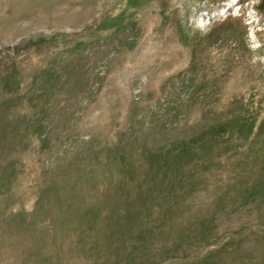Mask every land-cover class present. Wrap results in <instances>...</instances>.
Wrapping results in <instances>:
<instances>
[{"label":"rangeland","instance_id":"obj_1","mask_svg":"<svg viewBox=\"0 0 264 264\" xmlns=\"http://www.w3.org/2000/svg\"><path fill=\"white\" fill-rule=\"evenodd\" d=\"M206 125L264 155V0H0V264H264V180L210 207L118 185L115 154L172 170Z\"/></svg>","mask_w":264,"mask_h":264},{"label":"trees","instance_id":"obj_2","mask_svg":"<svg viewBox=\"0 0 264 264\" xmlns=\"http://www.w3.org/2000/svg\"><path fill=\"white\" fill-rule=\"evenodd\" d=\"M141 123L143 124V121ZM206 127L203 129L207 132L204 135L202 134L204 145H199L197 149L193 143L188 144L190 149L194 152L199 153L201 149V153H204L207 167L203 173H196L197 170L184 173L182 167H177L178 163L176 162L178 160L182 161L180 156L186 155L185 149L188 147L186 146V143L182 142L180 144L179 142H176L175 148L173 147V144L169 145L170 143L167 142L168 146L174 148V150L165 151L167 153L163 150L164 146L167 145H162L161 148H158L157 150V155L160 154V157L163 158V160L169 159V162H165L164 164L168 165L172 170L161 169L158 171V168H151L148 166L147 158H149V148L148 145L145 144L143 146L139 144L141 147L135 151L127 152L129 153L128 155L120 156V154H115V161L118 159V162H121L123 159V169L121 170L122 179L121 181L118 180V185H126L129 189L126 194L123 195L129 196L136 194L141 198H144L159 194L158 197H160L162 194L168 192V195L162 197L163 199L172 196V190L176 191L173 192L176 193L174 196H177L178 194L187 195L196 191H203V193L209 191L221 192L220 194L225 192L226 195L228 194L227 198L219 197L213 201L206 200L202 202L210 207L211 205L225 206L226 201L235 200L242 191L248 192L250 189H255V183L264 180V157L260 160L256 158L253 159V161H247L248 156L251 155L249 148H246L243 144H233L232 146L228 141L229 139L226 140V137L233 140L232 138L236 134L242 135V130L224 128L216 131L215 128L210 129V126ZM138 132L140 131H134L137 138L139 137L137 134ZM163 138H166L165 135L161 139ZM164 141L166 142L168 140L164 139ZM182 149L183 151L181 152ZM146 153L147 155H145ZM119 157L122 159H119ZM112 192L113 190H110L104 198H106L107 195H120L111 194ZM251 192L252 191L250 190L249 193ZM242 199L244 200L246 198L243 197ZM150 202L156 203L157 200H152ZM116 210V214L112 215L108 213L103 218H117L121 223H124L129 219L133 220L131 217L135 214H132L131 209H128L125 215L122 213V210L121 212L118 209ZM141 214L142 212H140L137 217L140 218ZM169 219H171V216H168L166 220L164 218L160 225H163Z\"/></svg>","mask_w":264,"mask_h":264},{"label":"crops","instance_id":"obj_3","mask_svg":"<svg viewBox=\"0 0 264 264\" xmlns=\"http://www.w3.org/2000/svg\"><path fill=\"white\" fill-rule=\"evenodd\" d=\"M224 128H227V129H239V130H242V132H243V134L242 135H235V136H233V140L235 139V137L236 136H243V139H245L246 141H249V138L253 135V132H252V130L253 129H251L249 132H247V129H245V127H243V126H238V125H233L232 127H230V128H228V127H223L222 129H224ZM250 134V137L248 138V135ZM247 137H246V136ZM255 136V135H254ZM227 139L226 140H228L229 142H231L232 141V143L233 144H236L233 140H231L229 137H226ZM232 143H230V145H232L233 146V144ZM242 144V143H241ZM236 145H239V144H236ZM243 145H245V144H243ZM245 147L246 148H249V151H251V155L250 156H248V159H247V161H253V159H256V158H258L259 160L261 159V158H263L264 157V155H262V156H259V154H258V152L257 151H255L253 148H252V146L250 145H245ZM260 157V158H259ZM257 184H259L258 182H256L255 183V185L254 186H256ZM210 193H211V195L213 196V199H210V200H216V199H218L219 197H223V198H227V196H228V194L226 195V193L225 192H223V194H220L221 192H214V191H210ZM245 193H246V191H242V193H240V195L235 199V200H229V201H226V205H230V204H232V203H235L236 201H238L239 199H240V201L242 200V198H243V196L245 195ZM119 220V219H118ZM120 221V220H119Z\"/></svg>","mask_w":264,"mask_h":264}]
</instances>
